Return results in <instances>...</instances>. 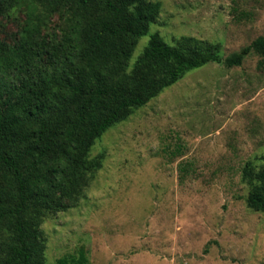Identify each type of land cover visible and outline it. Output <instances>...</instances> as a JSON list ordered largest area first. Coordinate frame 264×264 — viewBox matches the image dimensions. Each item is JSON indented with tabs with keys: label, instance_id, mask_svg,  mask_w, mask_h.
<instances>
[{
	"label": "rangeland",
	"instance_id": "374dc122",
	"mask_svg": "<svg viewBox=\"0 0 264 264\" xmlns=\"http://www.w3.org/2000/svg\"><path fill=\"white\" fill-rule=\"evenodd\" d=\"M166 43L185 36L217 43L225 58L264 37V0H153ZM23 6L0 16V40L14 45ZM60 13L44 30L59 34ZM104 155L82 195L41 225L46 264H264V213L246 206L247 161L264 156V56L240 66L209 63L110 129L90 155ZM70 264V262L68 263Z\"/></svg>",
	"mask_w": 264,
	"mask_h": 264
},
{
	"label": "trees",
	"instance_id": "16d2710c",
	"mask_svg": "<svg viewBox=\"0 0 264 264\" xmlns=\"http://www.w3.org/2000/svg\"><path fill=\"white\" fill-rule=\"evenodd\" d=\"M25 9L18 41L0 40V264H46L44 220L73 207L101 168L95 142L133 110L187 72L209 63L240 66L264 56V37L228 57L194 37L170 45L149 35L160 14L153 0H0V16ZM60 13V33L44 30ZM241 179L246 206L264 213V156L247 161ZM85 264L77 259L57 264Z\"/></svg>",
	"mask_w": 264,
	"mask_h": 264
}]
</instances>
